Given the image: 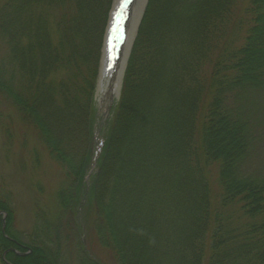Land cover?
<instances>
[{"label": "trees", "instance_id": "16d2710c", "mask_svg": "<svg viewBox=\"0 0 264 264\" xmlns=\"http://www.w3.org/2000/svg\"><path fill=\"white\" fill-rule=\"evenodd\" d=\"M58 1L51 28L42 0L0 3L7 49L0 97L70 174L67 209L77 205L79 246V208L93 197L97 242L112 249L116 264H264V218L257 219L264 215V176L248 167L264 94V0H249L243 44L217 57L208 77L204 67L237 0L147 1L88 182L93 92L111 0L102 8L100 0ZM210 163L218 167L217 204ZM230 202L249 220L231 225L223 211ZM23 240L0 226V253L10 264H65L48 224L40 221Z\"/></svg>", "mask_w": 264, "mask_h": 264}, {"label": "rangeland", "instance_id": "374dc122", "mask_svg": "<svg viewBox=\"0 0 264 264\" xmlns=\"http://www.w3.org/2000/svg\"><path fill=\"white\" fill-rule=\"evenodd\" d=\"M44 1L42 0L44 5L40 6V10L43 15L49 13L47 14V26L51 28L50 16L58 14V11H61L59 5H63L58 0H51L48 3ZM248 2L249 0L236 1L232 18L204 67L207 77L217 57L243 44L250 25L246 12ZM102 6L103 1L100 0V8ZM57 37L58 32L51 34L53 41ZM6 51L5 45L0 44V57ZM258 97H260L259 104L254 113L259 112L260 125L257 130L254 127L257 139L248 159V167L257 176H264V94L261 93ZM209 99L208 95L207 100ZM94 107L98 117L95 134L100 148L102 144L100 127L104 126L103 121L108 111V104L105 100H95ZM210 164L209 179L212 199L217 204L219 195H221L219 180H217L218 167L214 163ZM70 180V174L53 159L37 132L21 120L10 105L0 97V204L6 203L2 201L6 200L7 210L11 215L9 219L6 215L1 218V215L7 212L0 209V226L3 234L22 244L24 236L28 235L41 221L49 225L65 264H90L84 260L85 257L90 260L95 259L101 264H116L117 260L112 249H102L97 242L93 229L96 216L93 197H88L80 213L78 212L79 223L81 221L84 224V236L81 233L80 239H83L85 251L79 246V233L73 224V210L77 208V205H73L72 202L70 209H67L71 193L72 181ZM240 207L238 202L224 204L223 211L231 225L249 220L242 214ZM260 218H264V215L257 217V219ZM7 257L6 251L1 252L0 264H10Z\"/></svg>", "mask_w": 264, "mask_h": 264}, {"label": "water", "instance_id": "95a60500", "mask_svg": "<svg viewBox=\"0 0 264 264\" xmlns=\"http://www.w3.org/2000/svg\"><path fill=\"white\" fill-rule=\"evenodd\" d=\"M147 0H134L135 4L130 8L129 15L126 16V11L122 7H117L115 12H112L111 19L108 28V48L102 50L101 67L99 71V77L95 86L94 98L98 95L103 88L100 86L101 71L103 70V59L109 51L111 56L114 55L112 61L116 63L117 71L120 72L118 77L119 84L121 83V77L124 72L125 62L128 57V50L130 49L132 32L137 26L141 14L143 12L144 5ZM107 47V43L104 44ZM120 86V85H119ZM118 89L113 93H108L104 97H100V100H107V103H111L113 97L118 98Z\"/></svg>", "mask_w": 264, "mask_h": 264}, {"label": "bare ground", "instance_id": "6f19581e", "mask_svg": "<svg viewBox=\"0 0 264 264\" xmlns=\"http://www.w3.org/2000/svg\"><path fill=\"white\" fill-rule=\"evenodd\" d=\"M114 55L111 56L110 52L106 54L103 59V70L101 71L100 86L102 91L100 97L106 96L108 93H113L118 89V77L120 72L117 71L116 63L112 61Z\"/></svg>", "mask_w": 264, "mask_h": 264}]
</instances>
